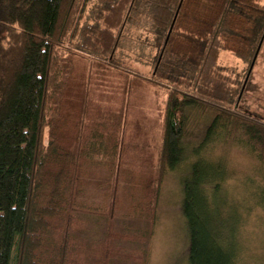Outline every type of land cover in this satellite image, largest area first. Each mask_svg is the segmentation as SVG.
<instances>
[{"label": "trees", "instance_id": "16d2710c", "mask_svg": "<svg viewBox=\"0 0 264 264\" xmlns=\"http://www.w3.org/2000/svg\"><path fill=\"white\" fill-rule=\"evenodd\" d=\"M132 27L134 60L123 53ZM263 44V0H0V264H73L87 158L111 167V220L122 170L142 180L137 210L152 236L166 175L192 155L182 178L189 264H264L242 231L247 213L264 208V119L241 107ZM225 50L242 68L221 62ZM79 60L86 72L72 118ZM107 90L117 101L101 107ZM193 124L200 138L189 145ZM220 145L260 161L262 181L240 202L246 215L228 197ZM110 258L105 250L102 264Z\"/></svg>", "mask_w": 264, "mask_h": 264}, {"label": "rangeland", "instance_id": "374dc122", "mask_svg": "<svg viewBox=\"0 0 264 264\" xmlns=\"http://www.w3.org/2000/svg\"><path fill=\"white\" fill-rule=\"evenodd\" d=\"M138 32L134 27L129 29L127 38L130 42L126 41L123 51L132 60L141 54L138 50ZM221 62L237 65L239 68L243 66L242 60L228 50L222 52ZM136 65L144 68L141 63ZM85 72L86 64L79 60L76 80L67 97V112L72 118L78 115ZM247 79L241 107L246 112L264 119V44ZM107 92L100 98L101 107L104 101H117L118 94L112 90ZM204 121L205 119L202 123ZM209 121L210 117H206L205 126ZM191 127L193 135L187 141L189 145L198 142L200 138V127L194 124ZM214 155L223 156L230 168L227 182L230 201L235 203V207L239 206L240 202L247 203L250 191L262 181L258 158L248 150L233 145H220ZM193 158H195L193 155L190 156L179 168L169 169L162 187L152 236L146 234L150 225L148 218L141 214L142 211L137 210V206L140 208L142 203V180L129 170H122L118 206L115 217L111 220L109 213L113 185L111 167L107 160L87 158L83 161L79 170L74 203L76 222L72 232L73 264H102L105 250L111 253L110 264H189L190 238L182 208L184 199L182 178ZM65 193L67 196L68 190ZM248 196L247 200L244 199ZM241 206L246 215L245 206L243 204ZM247 214L249 217L242 229L247 245H251V250H247L251 254L255 252L264 255V208L254 206ZM56 240L55 232L49 236V245L52 246ZM253 263L255 260H251L250 264ZM246 264L249 263L246 261Z\"/></svg>", "mask_w": 264, "mask_h": 264}]
</instances>
